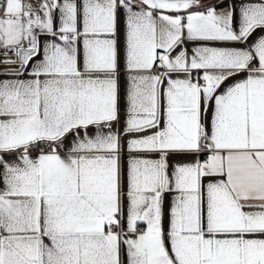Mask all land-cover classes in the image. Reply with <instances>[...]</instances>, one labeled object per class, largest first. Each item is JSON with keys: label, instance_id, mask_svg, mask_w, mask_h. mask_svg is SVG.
Here are the masks:
<instances>
[{"label": "snow or ice", "instance_id": "1", "mask_svg": "<svg viewBox=\"0 0 264 264\" xmlns=\"http://www.w3.org/2000/svg\"><path fill=\"white\" fill-rule=\"evenodd\" d=\"M0 264H264V0H0Z\"/></svg>", "mask_w": 264, "mask_h": 264}]
</instances>
